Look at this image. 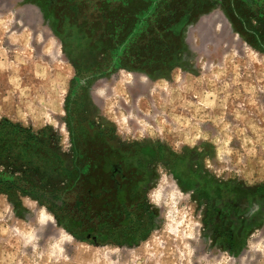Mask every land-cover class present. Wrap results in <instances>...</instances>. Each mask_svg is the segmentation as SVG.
I'll return each mask as SVG.
<instances>
[{
  "label": "rangeland",
  "instance_id": "rangeland-1",
  "mask_svg": "<svg viewBox=\"0 0 264 264\" xmlns=\"http://www.w3.org/2000/svg\"><path fill=\"white\" fill-rule=\"evenodd\" d=\"M2 119L68 189L0 194V264H264V0H0Z\"/></svg>",
  "mask_w": 264,
  "mask_h": 264
},
{
  "label": "trees",
  "instance_id": "trees-1",
  "mask_svg": "<svg viewBox=\"0 0 264 264\" xmlns=\"http://www.w3.org/2000/svg\"><path fill=\"white\" fill-rule=\"evenodd\" d=\"M58 152V138L51 129L35 133L19 123L0 120V194L56 207L53 201L68 189L62 190L56 176L67 174Z\"/></svg>",
  "mask_w": 264,
  "mask_h": 264
}]
</instances>
